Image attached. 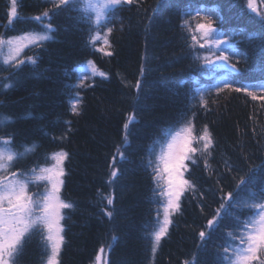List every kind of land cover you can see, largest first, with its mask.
<instances>
[{
    "label": "trees",
    "instance_id": "16d2710c",
    "mask_svg": "<svg viewBox=\"0 0 264 264\" xmlns=\"http://www.w3.org/2000/svg\"><path fill=\"white\" fill-rule=\"evenodd\" d=\"M7 2L0 0V34L18 36L43 31V24L33 18L44 11H49L56 29L43 46L24 49L22 70L0 71V81L13 83L7 92L0 91V114L15 121L0 127V137L13 136L17 152H23L24 145L37 146L18 160L13 170L27 172L49 166L52 161L46 157L59 151L68 154L61 198L73 207L64 210L61 264H95L97 254L103 255L105 264L190 261L197 251L198 233L205 230L207 220L219 207L221 195L235 193L238 176L250 167L264 164V99L252 100L243 92L231 90L219 95L209 93L206 106L200 105L199 98L192 99L196 87L213 83L200 75L206 66L193 62L192 50L184 39L189 34L179 27L183 12L193 0H133L131 5L109 10L110 22L98 30L101 39L95 48L111 51V56L96 51L89 43L94 33L79 18L78 11L59 12L52 8L50 0H18L19 19L6 29ZM194 2L197 7L214 10V17L221 18L215 26L222 31L254 36L251 40L235 37L242 53L236 63V80H264V23L247 8V0ZM160 4L165 6L158 7ZM53 12L59 14L53 16ZM107 28H112L110 34ZM105 36L110 48L103 44ZM145 56L149 58V70L142 77ZM29 57L36 58L37 64L28 63ZM89 60L105 75L90 76L77 88V69ZM138 80L139 90L135 88ZM77 93L79 114L74 115L71 103ZM137 96L139 103L134 104ZM130 114L135 115L136 123L130 125L127 160L120 166L123 176L109 186V165L122 142L123 125ZM189 121L194 134L207 126L213 138L211 156L198 152L194 156L196 163L186 161L185 178L195 185V191H186L181 197L168 234L153 254L148 231L155 223L158 197H153L152 173L146 168L149 151L153 147L159 150L155 142L169 129L180 128ZM259 186V178L250 185L253 191H259ZM29 190L41 193L44 186L31 184ZM109 194L114 199L112 206L103 199ZM244 198L246 190L237 197ZM113 209L109 220L105 213ZM254 211L230 209L212 232L206 248L199 252L201 264H215L218 254H222L218 246L232 229L233 216L239 214L244 219ZM113 236L117 239L113 240ZM101 247L104 253H100ZM44 251L41 238L34 236L27 242L19 264H44ZM261 261L264 253H258L252 264Z\"/></svg>",
    "mask_w": 264,
    "mask_h": 264
},
{
    "label": "snow or ice",
    "instance_id": "6c2138e0",
    "mask_svg": "<svg viewBox=\"0 0 264 264\" xmlns=\"http://www.w3.org/2000/svg\"><path fill=\"white\" fill-rule=\"evenodd\" d=\"M50 3L52 8L59 12L78 11L79 18L86 21L94 33L90 35L89 43L95 48L96 41L101 39L98 30L106 27L110 22L107 12L122 5H131L133 0H86V2L85 0H50ZM164 6L165 4H160L158 7ZM247 8L252 13H256L264 23V12L257 11L255 0H247ZM6 9L8 24L4 27L8 29L15 20L19 19L18 0H8ZM155 11L154 9L153 12ZM59 12H53L52 15H58ZM213 12V9L203 5L195 6L193 0L183 12L179 25L183 32L189 34L184 39L187 47L192 50L193 62L206 66L202 68L200 75L206 80L213 81L208 87H196L192 93V99L199 98L200 105L206 106L205 97L209 93L214 91L219 95L225 90L243 92L252 100L264 99V80L249 83H239L236 80L239 75L236 63L239 62L242 53L237 47L235 37L241 35L251 40L254 36L245 35L242 32L222 31L215 26L217 20L221 18L214 17ZM33 19L43 24V31L26 32L18 36L0 34V71H8L10 68L22 70L20 65L25 61L21 58V54L24 49L32 46L41 47L44 42L52 39L56 29L51 23L52 16L49 11H44L41 16ZM45 19L48 20L47 23H44ZM152 22L150 17L149 23ZM111 32L112 28H107V33ZM103 44L111 47L107 36ZM95 50L107 56L112 55L111 51H105L102 47ZM144 61L141 67L142 77L149 70L147 68L149 58L145 56ZM28 63L36 65L37 59L29 57ZM77 73L78 83L75 85L77 88L82 87L84 81L90 76L105 75L91 60L79 66ZM12 87L13 83L0 81V91L7 92ZM135 88L137 90L141 88V81H137ZM76 95L77 98L71 103V111L74 115L79 114V93ZM138 103L139 96L134 100V104ZM14 122L10 116L0 114V127ZM135 123V115L130 114L123 125L122 142L117 146L109 165V186H113L123 176L120 166L127 160L125 150L129 147L130 125ZM155 144L159 145V150L153 147L149 151L146 165L152 173L153 197H158L155 200L157 204L155 223L148 231L153 254L157 251L161 240L168 234L169 227L173 223L172 216L179 211L181 197L186 191H195V185L185 178V172L188 171L186 161L196 163L194 156L198 152L211 156L209 149L213 147V138L207 126L199 134H194V126L189 121L180 128L169 129ZM36 147V145H24V151L17 152L14 150L13 136L0 137V264H19L27 242L37 235L44 244L46 257L44 264H61L60 256L65 242L62 224L64 210L73 207L71 203L61 198L65 175L64 161L68 154L59 151L46 157V160L53 161L49 166L33 168L27 172L13 170L15 163L34 152ZM205 167H208L207 160H205ZM256 178L260 181L259 191H253L250 187ZM41 182L44 186L43 192H30L31 184ZM245 190L246 198L237 199L239 193ZM221 192H223L222 189ZM103 199H106L109 206L114 203L111 194ZM233 207L255 211L244 219L239 214L233 216V227L226 233L224 243L218 246V249H222V254H218L215 264H252L258 259V253H264V164H261L250 167L246 173L238 176L235 193L229 191L221 195L219 207L215 209L212 218L207 220L205 230L198 233L199 243L195 245L197 251L192 253V259L185 261V264H201L198 259L199 252L206 248L212 232L219 227V222L230 214V209ZM105 215L111 220L114 209L107 211ZM112 239L116 240L117 237L113 236ZM110 248L111 245L109 250ZM104 252V247H101L100 253ZM95 264H102L101 254L95 256ZM261 264H264V261H261Z\"/></svg>",
    "mask_w": 264,
    "mask_h": 264
},
{
    "label": "rangeland",
    "instance_id": "374dc122",
    "mask_svg": "<svg viewBox=\"0 0 264 264\" xmlns=\"http://www.w3.org/2000/svg\"><path fill=\"white\" fill-rule=\"evenodd\" d=\"M85 2H86V0H85ZM255 6H256L258 12H264V0H255ZM52 163H53V161H52ZM41 183L43 184V182H41ZM101 256H102V264H105V259H104L102 254H101Z\"/></svg>",
    "mask_w": 264,
    "mask_h": 264
}]
</instances>
